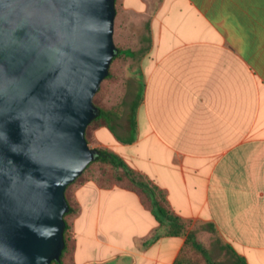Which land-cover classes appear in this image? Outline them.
Returning a JSON list of instances; mask_svg holds the SVG:
<instances>
[{
  "label": "crops",
  "instance_id": "1",
  "mask_svg": "<svg viewBox=\"0 0 264 264\" xmlns=\"http://www.w3.org/2000/svg\"><path fill=\"white\" fill-rule=\"evenodd\" d=\"M118 9L143 31L145 47L129 57L145 74L142 97L91 145L126 163L131 148L139 161L149 152L127 165L165 191L187 230L150 241L159 222L137 193L87 182L75 190L67 264H173L189 223L232 264H264V0H119Z\"/></svg>",
  "mask_w": 264,
  "mask_h": 264
},
{
  "label": "water",
  "instance_id": "2",
  "mask_svg": "<svg viewBox=\"0 0 264 264\" xmlns=\"http://www.w3.org/2000/svg\"><path fill=\"white\" fill-rule=\"evenodd\" d=\"M115 18V0H0V264L61 257L66 187L98 155L85 132Z\"/></svg>",
  "mask_w": 264,
  "mask_h": 264
},
{
  "label": "rangeland",
  "instance_id": "3",
  "mask_svg": "<svg viewBox=\"0 0 264 264\" xmlns=\"http://www.w3.org/2000/svg\"><path fill=\"white\" fill-rule=\"evenodd\" d=\"M117 5V4H116ZM118 13L115 18L114 25V42L115 45L124 50V53L129 57L133 51L139 52V49L145 47L140 44L143 31L139 27H136L133 22H130L128 17L126 18L121 9H117ZM143 41L146 43L148 40L143 38ZM126 57L125 55H120L114 59L110 66L109 75L102 82L98 92L95 95V102L100 106H105L108 108H114L119 116L129 110L133 112L136 111L135 106L139 104V101L142 97V88L144 82V72L133 70L135 66V60L132 58ZM147 62L145 63V65ZM133 77L132 78H126ZM94 127L91 126L88 130V139L89 146L92 147L94 139ZM137 136V134L135 135ZM133 136V137H135ZM135 148L129 149V154L133 158H129L130 161L128 165L139 164L143 165L145 161L149 159L150 153L140 156L141 161L136 160L133 157ZM121 172H115L111 166L104 163H94L92 164L81 176L80 178L69 187L67 191V196L70 202L74 203V191L77 187L87 183L94 182L96 184L99 181H104V183H117L116 178L120 176ZM127 179H123L122 182L118 183L120 185L127 184ZM71 217L68 216L67 220L70 221ZM189 227H192L194 231V236L196 239L207 249L210 258L214 261L221 262L222 264H232L227 255L220 251L219 247L215 244L213 237L204 236L203 234L197 233V224H188ZM71 233V230H70ZM72 236V235H71Z\"/></svg>",
  "mask_w": 264,
  "mask_h": 264
},
{
  "label": "trees",
  "instance_id": "4",
  "mask_svg": "<svg viewBox=\"0 0 264 264\" xmlns=\"http://www.w3.org/2000/svg\"><path fill=\"white\" fill-rule=\"evenodd\" d=\"M116 5V14L118 13V5L119 0H115ZM120 55H125L123 49L118 48V53L113 58L116 59ZM134 55V52L131 53V56ZM130 56V57H131ZM112 60V61H113ZM94 104L99 110L98 116L90 123L85 132L86 140L88 139V130L91 126L94 127L93 131L102 126H110V122L113 118L119 116V113L116 112L114 108H108L105 106H100L95 102ZM98 151V155L95 160L90 162L83 173L94 163H104L112 167L115 172H121L120 176L116 178L117 183H109L104 181H99L97 184L101 188H112V187H122L137 193L143 203V205L152 210L157 221L159 222V227L156 230L153 237L150 241H153L160 237L161 234L165 236H180L185 234L187 230V222L178 217L173 213L170 209L166 193L159 187H157L154 183H152L147 177L143 174L135 171L131 167L127 165V163L116 153L110 151L107 148H96ZM82 173V174H83ZM81 174V175H82ZM80 175V176H81ZM77 177L72 183H70L65 190V197L68 204V212L64 215V219L66 222V227L64 231V241L65 247L62 251L61 257L58 261H52L50 264H67L70 260L71 253L73 250V239L70 233L71 225L70 221L67 220V217L71 218L77 215L80 211L79 205L75 199V191H74V203L72 204L67 196V191L71 185H73L79 178ZM123 179H127L128 183L120 185L118 183L122 182ZM76 190V189H75ZM162 233H159V232ZM237 264H246L244 259L239 256H236ZM173 264H220L217 261H214L210 258L207 249L196 239L193 233L188 234L184 246L175 259Z\"/></svg>",
  "mask_w": 264,
  "mask_h": 264
}]
</instances>
